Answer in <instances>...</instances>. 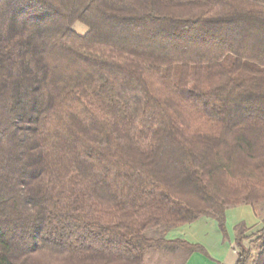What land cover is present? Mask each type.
Here are the masks:
<instances>
[{
  "label": "trees",
  "instance_id": "16d2710c",
  "mask_svg": "<svg viewBox=\"0 0 264 264\" xmlns=\"http://www.w3.org/2000/svg\"><path fill=\"white\" fill-rule=\"evenodd\" d=\"M259 202L264 0H0V264L208 256L163 229Z\"/></svg>",
  "mask_w": 264,
  "mask_h": 264
},
{
  "label": "crops",
  "instance_id": "0c3cea01",
  "mask_svg": "<svg viewBox=\"0 0 264 264\" xmlns=\"http://www.w3.org/2000/svg\"><path fill=\"white\" fill-rule=\"evenodd\" d=\"M254 220L258 221L250 205L229 206L225 209L226 239L223 238L216 221L205 216L199 217L191 223L163 229V237L165 240L181 239L201 245L208 254L206 256L200 251L186 254L185 251L177 249L171 254L181 258L179 264H234L236 254L233 226L241 222L247 226L246 223H252Z\"/></svg>",
  "mask_w": 264,
  "mask_h": 264
},
{
  "label": "rangeland",
  "instance_id": "374dc122",
  "mask_svg": "<svg viewBox=\"0 0 264 264\" xmlns=\"http://www.w3.org/2000/svg\"><path fill=\"white\" fill-rule=\"evenodd\" d=\"M73 30L77 32L78 34H84L87 31L86 26H84L80 22H76L73 25ZM253 211L258 219V221L255 220L253 222L255 223H246L248 227V231L246 232L247 235L251 236L256 230H258L261 227V220L264 219V202H259L256 203L252 206ZM237 224L233 226V231L235 233V227ZM146 235L148 237H158L161 235H155L154 231L152 229L147 230ZM254 237H250L247 239L244 244L246 247L250 248L251 250V259H250V264H253L256 256L258 254V244L253 243ZM181 261V258L177 255L171 254V252L168 251L166 248H161V249H154L150 251V253L145 257L144 263L143 264H179Z\"/></svg>",
  "mask_w": 264,
  "mask_h": 264
}]
</instances>
